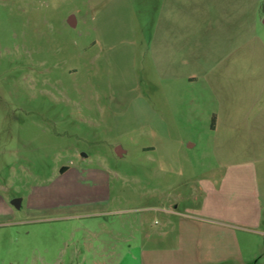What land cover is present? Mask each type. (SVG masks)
<instances>
[{
	"label": "rangeland",
	"instance_id": "1",
	"mask_svg": "<svg viewBox=\"0 0 264 264\" xmlns=\"http://www.w3.org/2000/svg\"><path fill=\"white\" fill-rule=\"evenodd\" d=\"M139 263L264 264V0H0V264Z\"/></svg>",
	"mask_w": 264,
	"mask_h": 264
},
{
	"label": "water",
	"instance_id": "2",
	"mask_svg": "<svg viewBox=\"0 0 264 264\" xmlns=\"http://www.w3.org/2000/svg\"><path fill=\"white\" fill-rule=\"evenodd\" d=\"M117 152L120 154V153H121V149L118 148V149H117ZM13 204L16 205V206L19 205V200H18V199L14 200V201H13Z\"/></svg>",
	"mask_w": 264,
	"mask_h": 264
},
{
	"label": "trees",
	"instance_id": "3",
	"mask_svg": "<svg viewBox=\"0 0 264 264\" xmlns=\"http://www.w3.org/2000/svg\"><path fill=\"white\" fill-rule=\"evenodd\" d=\"M64 168V167H63ZM65 169V168H64Z\"/></svg>",
	"mask_w": 264,
	"mask_h": 264
},
{
	"label": "crops",
	"instance_id": "4",
	"mask_svg": "<svg viewBox=\"0 0 264 264\" xmlns=\"http://www.w3.org/2000/svg\"><path fill=\"white\" fill-rule=\"evenodd\" d=\"M140 264V263H139Z\"/></svg>",
	"mask_w": 264,
	"mask_h": 264
}]
</instances>
